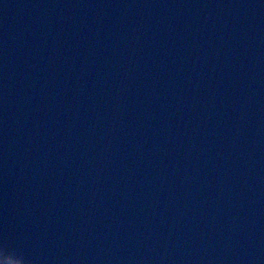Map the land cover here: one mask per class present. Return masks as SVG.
Returning a JSON list of instances; mask_svg holds the SVG:
<instances>
[{
    "label": "water",
    "instance_id": "1",
    "mask_svg": "<svg viewBox=\"0 0 264 264\" xmlns=\"http://www.w3.org/2000/svg\"><path fill=\"white\" fill-rule=\"evenodd\" d=\"M264 264V0H0V264Z\"/></svg>",
    "mask_w": 264,
    "mask_h": 264
},
{
    "label": "clouds",
    "instance_id": "2",
    "mask_svg": "<svg viewBox=\"0 0 264 264\" xmlns=\"http://www.w3.org/2000/svg\"><path fill=\"white\" fill-rule=\"evenodd\" d=\"M5 254L11 256L12 264H24V261L19 256L10 253Z\"/></svg>",
    "mask_w": 264,
    "mask_h": 264
}]
</instances>
